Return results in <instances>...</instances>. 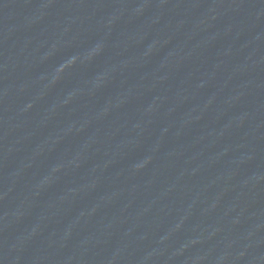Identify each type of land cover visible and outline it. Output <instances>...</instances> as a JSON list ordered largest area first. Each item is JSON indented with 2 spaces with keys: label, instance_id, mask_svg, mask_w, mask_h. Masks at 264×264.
<instances>
[{
  "label": "water",
  "instance_id": "water-1",
  "mask_svg": "<svg viewBox=\"0 0 264 264\" xmlns=\"http://www.w3.org/2000/svg\"><path fill=\"white\" fill-rule=\"evenodd\" d=\"M0 264H264V0H0Z\"/></svg>",
  "mask_w": 264,
  "mask_h": 264
}]
</instances>
